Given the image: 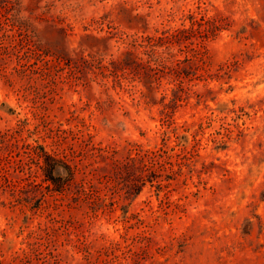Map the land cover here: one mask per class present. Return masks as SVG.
<instances>
[{
    "label": "rangeland",
    "instance_id": "rangeland-1",
    "mask_svg": "<svg viewBox=\"0 0 264 264\" xmlns=\"http://www.w3.org/2000/svg\"><path fill=\"white\" fill-rule=\"evenodd\" d=\"M24 1L82 64L0 33V264H264V0ZM202 14L224 19L197 73L150 94L110 64Z\"/></svg>",
    "mask_w": 264,
    "mask_h": 264
},
{
    "label": "trees",
    "instance_id": "trees-1",
    "mask_svg": "<svg viewBox=\"0 0 264 264\" xmlns=\"http://www.w3.org/2000/svg\"><path fill=\"white\" fill-rule=\"evenodd\" d=\"M28 9L30 4H26L24 0H0V33L8 40L4 45L5 52L15 51L26 55L30 52H43L46 56L53 55L65 59L71 65L81 66V59L78 57L53 50L42 43L37 34L33 11L28 13ZM119 9V15L127 17L131 26L135 27L142 22L147 27L146 17L139 12L134 13L133 8L123 4ZM190 18L189 25L157 28L155 32L144 29L140 35V45L146 57L138 55L135 50H129L123 57L112 59L110 64L115 69L129 68L134 75L140 76L150 94L154 93L156 81L165 72L172 71L180 78L197 73L208 62V41L216 35V30L221 27L218 20H223L224 17H206L202 14L200 17L191 15ZM137 33L133 32V35ZM46 61L51 66V60L46 58ZM61 167L63 166L56 165L53 168L55 176V172H59Z\"/></svg>",
    "mask_w": 264,
    "mask_h": 264
}]
</instances>
